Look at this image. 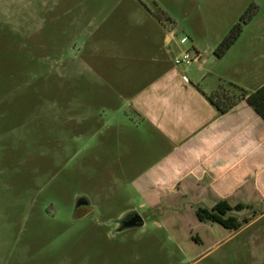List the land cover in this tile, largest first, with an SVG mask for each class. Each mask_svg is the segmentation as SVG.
Here are the masks:
<instances>
[{
  "label": "rangeland",
  "instance_id": "1",
  "mask_svg": "<svg viewBox=\"0 0 264 264\" xmlns=\"http://www.w3.org/2000/svg\"><path fill=\"white\" fill-rule=\"evenodd\" d=\"M261 33L264 0H0V264H264V206L240 232L179 219L185 208L148 212L116 172L122 151L105 147L115 134L131 147L144 86L202 62L176 59L198 48L215 73L264 50L249 44ZM81 196L90 205L76 211ZM129 211L144 226L118 232Z\"/></svg>",
  "mask_w": 264,
  "mask_h": 264
},
{
  "label": "crops",
  "instance_id": "2",
  "mask_svg": "<svg viewBox=\"0 0 264 264\" xmlns=\"http://www.w3.org/2000/svg\"><path fill=\"white\" fill-rule=\"evenodd\" d=\"M166 40L171 44L174 37ZM249 44L259 49L264 34ZM252 48L215 73L205 70L208 60L196 48L202 59L197 70L170 65L133 98L137 134L130 148L118 134L106 136L105 147L113 141L122 151L114 166L141 208H185L188 215L179 219L240 232V217L264 206V50ZM219 91L234 98L224 113L209 100Z\"/></svg>",
  "mask_w": 264,
  "mask_h": 264
},
{
  "label": "trees",
  "instance_id": "3",
  "mask_svg": "<svg viewBox=\"0 0 264 264\" xmlns=\"http://www.w3.org/2000/svg\"><path fill=\"white\" fill-rule=\"evenodd\" d=\"M240 31H241V24L239 23L233 28L231 33L221 41V43L218 45V47L215 50V54L219 58L223 57L229 51V49L236 43V41L240 37ZM241 95L242 97L243 95L245 96V92L241 91ZM209 100L221 111V113L227 112L234 105L233 96L232 97L228 96L225 93H222V91L211 94L209 96ZM223 100H226L227 103H223L222 102Z\"/></svg>",
  "mask_w": 264,
  "mask_h": 264
},
{
  "label": "water",
  "instance_id": "4",
  "mask_svg": "<svg viewBox=\"0 0 264 264\" xmlns=\"http://www.w3.org/2000/svg\"><path fill=\"white\" fill-rule=\"evenodd\" d=\"M90 205V201L87 197L81 196L76 199L75 202V210L77 211L82 206H88ZM135 211L128 212L125 216L121 218V220L124 221V226L122 228H119L117 231L121 232L126 229H132L137 227L144 226V220L141 215L137 214L135 215Z\"/></svg>",
  "mask_w": 264,
  "mask_h": 264
},
{
  "label": "built area",
  "instance_id": "5",
  "mask_svg": "<svg viewBox=\"0 0 264 264\" xmlns=\"http://www.w3.org/2000/svg\"><path fill=\"white\" fill-rule=\"evenodd\" d=\"M200 61V57L196 55L192 57L190 54H185L183 57L176 59L177 65H191L194 62Z\"/></svg>",
  "mask_w": 264,
  "mask_h": 264
},
{
  "label": "flooded vegetation",
  "instance_id": "6",
  "mask_svg": "<svg viewBox=\"0 0 264 264\" xmlns=\"http://www.w3.org/2000/svg\"><path fill=\"white\" fill-rule=\"evenodd\" d=\"M138 213H135V215H137ZM124 226V221L123 220H119L117 223H116V228L119 229V228H122Z\"/></svg>",
  "mask_w": 264,
  "mask_h": 264
}]
</instances>
